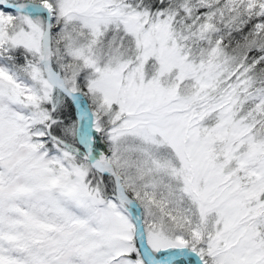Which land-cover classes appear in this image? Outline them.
Masks as SVG:
<instances>
[{
	"label": "snow or ice",
	"instance_id": "obj_1",
	"mask_svg": "<svg viewBox=\"0 0 264 264\" xmlns=\"http://www.w3.org/2000/svg\"><path fill=\"white\" fill-rule=\"evenodd\" d=\"M0 264H264V0H0Z\"/></svg>",
	"mask_w": 264,
	"mask_h": 264
}]
</instances>
